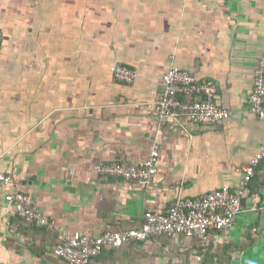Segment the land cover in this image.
Returning a JSON list of instances; mask_svg holds the SVG:
<instances>
[{
  "label": "crops",
  "instance_id": "crops-1",
  "mask_svg": "<svg viewBox=\"0 0 264 264\" xmlns=\"http://www.w3.org/2000/svg\"><path fill=\"white\" fill-rule=\"evenodd\" d=\"M0 264H68L62 235L139 228L148 210L225 185L241 188L264 142L249 108L264 57V0H0ZM138 71L134 83L110 67ZM177 65L217 86L231 117L211 124L162 118L155 104ZM158 143L150 181L96 164L140 163ZM21 191L54 223H26L5 200ZM91 264H264V161L233 227L206 237L161 235L107 247Z\"/></svg>",
  "mask_w": 264,
  "mask_h": 264
},
{
  "label": "built area",
  "instance_id": "built-area-1",
  "mask_svg": "<svg viewBox=\"0 0 264 264\" xmlns=\"http://www.w3.org/2000/svg\"><path fill=\"white\" fill-rule=\"evenodd\" d=\"M1 47L0 30V49ZM110 70L117 80L129 84L134 83L139 75L137 70L122 62H115ZM163 80V96L155 104V112L160 117L177 121L186 118L202 124L216 123L231 117V111L217 103L218 89L214 83L200 80L191 71L177 65L170 67ZM249 108L264 119V57L259 59L255 69ZM160 155V144L155 143L143 162L96 164L95 170L102 175L124 180L150 181L158 171L157 161ZM263 161L264 142L254 157L239 169L244 173L240 189L235 191L225 185L201 198H178L165 212L146 211L144 224L139 228H107L97 236L82 231L64 233L54 254L68 264H91L92 258L103 253L107 247L116 248L128 243L144 242L161 235L204 238L210 229H230L243 208L244 191ZM11 180V175L0 172V182L8 184ZM5 200L24 217L26 223L54 227L53 221L34 205L29 194L18 190L6 191Z\"/></svg>",
  "mask_w": 264,
  "mask_h": 264
},
{
  "label": "water",
  "instance_id": "water-1",
  "mask_svg": "<svg viewBox=\"0 0 264 264\" xmlns=\"http://www.w3.org/2000/svg\"><path fill=\"white\" fill-rule=\"evenodd\" d=\"M3 187V183L0 182V189ZM242 202H243V199H242Z\"/></svg>",
  "mask_w": 264,
  "mask_h": 264
},
{
  "label": "trees",
  "instance_id": "trees-1",
  "mask_svg": "<svg viewBox=\"0 0 264 264\" xmlns=\"http://www.w3.org/2000/svg\"><path fill=\"white\" fill-rule=\"evenodd\" d=\"M153 238V237H152ZM151 239V238H150ZM148 241V240H147ZM144 242H146V241H144Z\"/></svg>",
  "mask_w": 264,
  "mask_h": 264
}]
</instances>
